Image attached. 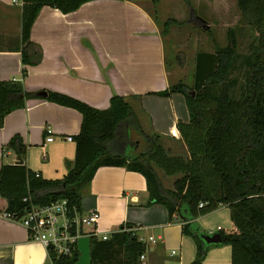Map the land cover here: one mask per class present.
Instances as JSON below:
<instances>
[{"label": "trees", "instance_id": "1", "mask_svg": "<svg viewBox=\"0 0 264 264\" xmlns=\"http://www.w3.org/2000/svg\"><path fill=\"white\" fill-rule=\"evenodd\" d=\"M87 1L23 0V64L34 65L41 59L39 47L29 53L35 46L29 39L30 29L41 6L51 5L67 13ZM237 6L242 23L256 33L247 51L239 50L236 31L230 28L225 45L196 52L190 86L178 81L156 92L160 96L179 92L185 98L189 121L177 123L186 147L183 154H170L158 134L147 133L130 103L120 95L111 96L108 108L97 109L59 92L46 91L44 97L28 92L20 80H0V127L6 114L30 98L68 106L82 115L79 133L73 137V164L64 177L41 178L23 163L1 166L0 195L7 201L6 211L19 217L32 204L61 198L79 206L81 193L97 168L123 166L143 175L149 194L146 205H163L169 221L175 216L182 233L192 237L196 250L190 264H201L209 247L196 219L220 205L229 207L236 228L217 231L220 245L231 248V264H264V0H237ZM169 22L167 19L164 26ZM130 129L143 140L142 148L130 144ZM6 147L21 158L25 154L18 134ZM155 168L175 177L172 188L162 184ZM133 227L125 223L105 240L90 235V264H140L146 245ZM48 258L49 264H72L78 251L70 256L50 252Z\"/></svg>", "mask_w": 264, "mask_h": 264}, {"label": "crops", "instance_id": "2", "mask_svg": "<svg viewBox=\"0 0 264 264\" xmlns=\"http://www.w3.org/2000/svg\"><path fill=\"white\" fill-rule=\"evenodd\" d=\"M155 4L150 0H90L67 13L45 4L29 33L35 45L29 53L37 47L41 50L40 61L31 65L21 60L23 0H0V80H20L28 92H59L97 109L108 108L111 96L120 95L130 103L140 125L146 121L148 133L158 134L163 145L165 141L182 143L185 152L177 128L178 121H189L183 94H156L166 90L173 80L164 33L152 10ZM168 19L170 29L177 17ZM81 121V113L74 108L45 99H27L24 106L3 119L0 168L3 164H16L17 155L6 144L18 134L26 147L20 157L23 164L41 178L64 177L75 157V142L65 137L76 136ZM49 135L53 140L46 141ZM67 161L70 167L66 166ZM148 200L142 174L123 166H101L83 189L79 206L83 211L98 210L95 230L99 237L109 238L121 225L133 224L136 235L146 245V264H190L195 257L194 241L182 233L175 216L169 221L163 205H146ZM6 207L7 201L0 195V264H49L45 248L30 241L20 223L5 216ZM218 208L198 217L196 222L201 223L221 208H228L230 219L227 205ZM209 228L203 232L236 230L231 219L223 218L215 231L212 225ZM218 244H208L201 264H231L230 246ZM77 251L78 259L72 264H90L88 235L78 239ZM172 251L175 255H171Z\"/></svg>", "mask_w": 264, "mask_h": 264}, {"label": "rangeland", "instance_id": "3", "mask_svg": "<svg viewBox=\"0 0 264 264\" xmlns=\"http://www.w3.org/2000/svg\"><path fill=\"white\" fill-rule=\"evenodd\" d=\"M152 10L164 33L168 67L173 83L181 81L190 86L196 52L199 50L212 51L215 44L225 45L228 29L232 28L236 31L239 50L243 53L247 51L256 35L253 29L242 23L237 0H189V4H186L184 0H160L152 6ZM173 17L177 19L170 24V29H167L163 23ZM141 124L146 130V121ZM129 139L130 144L137 143L138 149L144 146L143 140L132 129L129 131ZM164 145L169 149L170 154L184 152L182 143L165 141ZM155 169L161 176L162 184L171 186L175 177L167 178L158 168ZM221 218L230 221L228 208H221V211L206 216L201 223L198 222V225L201 224L202 231H208L209 226L212 225L215 231V226ZM187 238L193 240L188 235Z\"/></svg>", "mask_w": 264, "mask_h": 264}, {"label": "built area", "instance_id": "4", "mask_svg": "<svg viewBox=\"0 0 264 264\" xmlns=\"http://www.w3.org/2000/svg\"><path fill=\"white\" fill-rule=\"evenodd\" d=\"M65 139L72 141L73 137L66 136ZM45 140L51 141L53 136H46ZM201 205L202 203L199 204ZM5 216L20 223L25 228L28 239L41 244L47 255L53 252L55 256H70L77 250V242L82 235H94L103 240L108 238L107 235L99 237L95 230L99 218L97 209L83 211L80 206L70 204L66 198L46 204H32L19 217L9 212ZM175 253L172 251L171 255ZM139 260L140 264H146L144 253L139 256Z\"/></svg>", "mask_w": 264, "mask_h": 264}, {"label": "water", "instance_id": "5", "mask_svg": "<svg viewBox=\"0 0 264 264\" xmlns=\"http://www.w3.org/2000/svg\"><path fill=\"white\" fill-rule=\"evenodd\" d=\"M37 95L44 97L47 95V93L46 91H39L37 92ZM21 163H22V159L20 158V156H17L16 164H21ZM70 164H71L70 161L66 162L67 167H70ZM201 237L206 244H218L221 243V239H222L220 233L217 231L213 233H204L201 235Z\"/></svg>", "mask_w": 264, "mask_h": 264}]
</instances>
